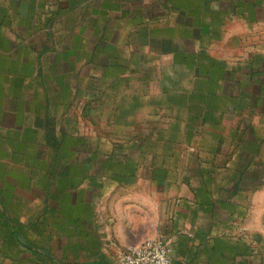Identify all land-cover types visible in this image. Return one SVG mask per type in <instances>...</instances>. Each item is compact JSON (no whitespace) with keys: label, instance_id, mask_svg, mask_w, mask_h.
I'll return each instance as SVG.
<instances>
[{"label":"crops","instance_id":"obj_1","mask_svg":"<svg viewBox=\"0 0 264 264\" xmlns=\"http://www.w3.org/2000/svg\"><path fill=\"white\" fill-rule=\"evenodd\" d=\"M261 124L264 0H0V264H252Z\"/></svg>","mask_w":264,"mask_h":264},{"label":"rangeland","instance_id":"obj_2","mask_svg":"<svg viewBox=\"0 0 264 264\" xmlns=\"http://www.w3.org/2000/svg\"><path fill=\"white\" fill-rule=\"evenodd\" d=\"M257 43L253 44L252 48H253V52L255 51V45ZM255 86V87H253ZM251 88V87H250ZM252 88L253 90L251 91H247L249 94H252V96H256L257 94H259V87L257 85H252ZM229 91L228 90H225V94L228 93ZM247 93V94H248ZM245 93H242L241 95H243ZM258 108V107H257ZM197 107H190L189 108V114H193V115H196L197 114ZM257 110V109H255ZM256 121L260 120L259 117H256L255 118ZM253 122V124L251 125L253 128H255V126H258L257 123ZM260 129H263V126L261 124V126L259 125L258 127V130H256L254 133H257L258 136H262V134H264V131H260ZM260 139H258L257 142H259ZM261 143V142H260ZM262 146V147H261ZM260 146L259 148V151L258 153H255L254 156H252V160L251 162L254 163L255 167H256V170L255 171H251V179H252V189H253V195L255 193L256 190L260 191L261 192H264V142L262 141V145ZM116 156L115 154H111L108 156L109 158V162L111 161H117L116 159H114ZM130 157H135V156H130ZM255 181H258L259 183H255ZM261 197H264L263 194L260 196V199L263 200V204L260 208H254L252 209L253 211V218H252V226H253V229H254V235H253V240L255 241L256 237L255 234L256 232H258L259 230H262L264 229V198H261ZM252 206H255V204L253 203ZM261 214V215H260ZM254 216L256 217H260V218H255ZM262 221V222H261ZM261 223V224H260ZM262 241H263V246H264V235L262 237ZM262 248V246H260ZM252 264H264V249L262 248V250H260L259 248H257V250L254 249L253 253H252Z\"/></svg>","mask_w":264,"mask_h":264},{"label":"built area","instance_id":"obj_3","mask_svg":"<svg viewBox=\"0 0 264 264\" xmlns=\"http://www.w3.org/2000/svg\"><path fill=\"white\" fill-rule=\"evenodd\" d=\"M116 264H173V260L169 244L155 238L126 248L118 254Z\"/></svg>","mask_w":264,"mask_h":264}]
</instances>
